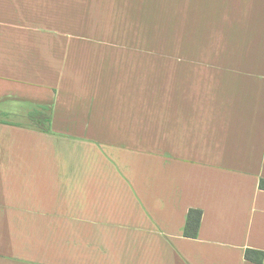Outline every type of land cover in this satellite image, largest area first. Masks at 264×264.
I'll return each instance as SVG.
<instances>
[{
    "label": "crops",
    "instance_id": "crops-1",
    "mask_svg": "<svg viewBox=\"0 0 264 264\" xmlns=\"http://www.w3.org/2000/svg\"><path fill=\"white\" fill-rule=\"evenodd\" d=\"M262 179L264 0H0V264H264Z\"/></svg>",
    "mask_w": 264,
    "mask_h": 264
},
{
    "label": "trees",
    "instance_id": "trees-1",
    "mask_svg": "<svg viewBox=\"0 0 264 264\" xmlns=\"http://www.w3.org/2000/svg\"><path fill=\"white\" fill-rule=\"evenodd\" d=\"M261 187L264 188V179L261 180ZM202 219V210L200 209H190L187 215L186 225H185V236L197 237L200 229ZM246 258L248 260L262 263L264 260V252L248 249L246 251Z\"/></svg>",
    "mask_w": 264,
    "mask_h": 264
},
{
    "label": "rangeland",
    "instance_id": "rangeland-1",
    "mask_svg": "<svg viewBox=\"0 0 264 264\" xmlns=\"http://www.w3.org/2000/svg\"><path fill=\"white\" fill-rule=\"evenodd\" d=\"M89 33V37H97V38H101V35H100V32H88ZM91 33V34H90ZM107 33V32H106ZM111 34V32H108ZM115 33V36L114 38L115 39H119V38H127L129 40H132V42H135L137 41L136 38H139L138 37V32H114ZM160 34H164V35H167L169 36L171 34V32H159ZM104 38H106V34L103 36ZM149 38V37H148ZM160 38V37H159ZM154 41L156 42H162V41H157L155 39H153ZM133 51H135L136 53L138 54H141V53H144L143 52V48H139V47H132ZM151 50V51H150ZM148 54H155V53H158V52H154L153 49H148L147 51Z\"/></svg>",
    "mask_w": 264,
    "mask_h": 264
}]
</instances>
